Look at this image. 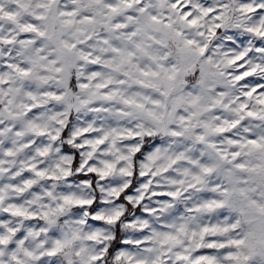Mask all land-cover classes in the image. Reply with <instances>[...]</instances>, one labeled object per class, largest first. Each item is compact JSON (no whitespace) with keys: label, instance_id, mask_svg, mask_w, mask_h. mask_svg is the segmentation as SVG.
Segmentation results:
<instances>
[{"label":"clouds","instance_id":"1","mask_svg":"<svg viewBox=\"0 0 264 264\" xmlns=\"http://www.w3.org/2000/svg\"><path fill=\"white\" fill-rule=\"evenodd\" d=\"M0 264H264V0H0Z\"/></svg>","mask_w":264,"mask_h":264}]
</instances>
